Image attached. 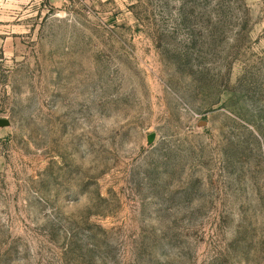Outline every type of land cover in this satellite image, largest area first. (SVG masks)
I'll use <instances>...</instances> for the list:
<instances>
[{
    "label": "rangeland",
    "instance_id": "374dc122",
    "mask_svg": "<svg viewBox=\"0 0 264 264\" xmlns=\"http://www.w3.org/2000/svg\"><path fill=\"white\" fill-rule=\"evenodd\" d=\"M0 119V264H264V0H0Z\"/></svg>",
    "mask_w": 264,
    "mask_h": 264
},
{
    "label": "water",
    "instance_id": "95a60500",
    "mask_svg": "<svg viewBox=\"0 0 264 264\" xmlns=\"http://www.w3.org/2000/svg\"><path fill=\"white\" fill-rule=\"evenodd\" d=\"M10 124L8 119H0V126H7ZM154 135L149 136V141H152Z\"/></svg>",
    "mask_w": 264,
    "mask_h": 264
}]
</instances>
